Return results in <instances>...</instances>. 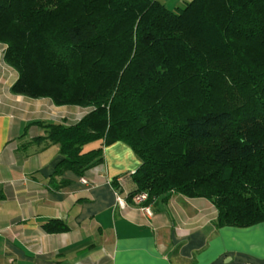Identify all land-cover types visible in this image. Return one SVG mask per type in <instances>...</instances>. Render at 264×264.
Returning <instances> with one entry per match:
<instances>
[{
	"label": "trees",
	"instance_id": "trees-1",
	"mask_svg": "<svg viewBox=\"0 0 264 264\" xmlns=\"http://www.w3.org/2000/svg\"><path fill=\"white\" fill-rule=\"evenodd\" d=\"M0 43L14 93L90 108L37 122L64 156L56 188L122 141L141 160L131 200L176 192L210 200L219 227L264 222V0H0Z\"/></svg>",
	"mask_w": 264,
	"mask_h": 264
},
{
	"label": "crops",
	"instance_id": "crops-1",
	"mask_svg": "<svg viewBox=\"0 0 264 264\" xmlns=\"http://www.w3.org/2000/svg\"><path fill=\"white\" fill-rule=\"evenodd\" d=\"M169 8L191 0H162ZM0 43V264H264V222L217 226L204 197H158L152 217L129 198L141 160L125 142L104 147V160L83 176L53 173L64 156L47 146L39 121L73 124L79 106L14 93L18 72ZM85 177L88 182L82 181ZM114 183L118 186L114 185ZM117 195L127 201L122 207ZM55 221L67 229L56 231Z\"/></svg>",
	"mask_w": 264,
	"mask_h": 264
},
{
	"label": "built area",
	"instance_id": "built-area-1",
	"mask_svg": "<svg viewBox=\"0 0 264 264\" xmlns=\"http://www.w3.org/2000/svg\"><path fill=\"white\" fill-rule=\"evenodd\" d=\"M4 49H6V46ZM82 181L87 183V179L85 177L82 178ZM148 199H149V194L147 192H143V191L136 193L132 197V201L137 205L138 209L142 213H144L146 216L152 217L154 214V210L152 207V203L151 204L147 203ZM117 202L122 207H125L127 205L126 199L124 197H122L121 195H117Z\"/></svg>",
	"mask_w": 264,
	"mask_h": 264
},
{
	"label": "rangeland",
	"instance_id": "rangeland-1",
	"mask_svg": "<svg viewBox=\"0 0 264 264\" xmlns=\"http://www.w3.org/2000/svg\"><path fill=\"white\" fill-rule=\"evenodd\" d=\"M5 46H6V44H5ZM5 50H6V49L3 50V53H4V54H5ZM41 98H47V97H41ZM60 106H61V105H60ZM63 106H64V105H63ZM79 108H80V114H79L78 118L81 117L83 113H84L83 116L86 115V114L88 113L89 109H90L89 107H81V106H79ZM83 116H82V117H83ZM82 117H81V118H82ZM81 118H80V119H81ZM80 119H79V120H80ZM79 120H77L76 122H78ZM76 122H75V123H76ZM92 145H94V144L92 143L91 146H92ZM83 182H84V181H83ZM87 182H88V180H87Z\"/></svg>",
	"mask_w": 264,
	"mask_h": 264
}]
</instances>
